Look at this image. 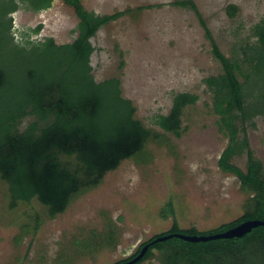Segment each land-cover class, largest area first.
Masks as SVG:
<instances>
[{"label":"rangeland","instance_id":"obj_1","mask_svg":"<svg viewBox=\"0 0 264 264\" xmlns=\"http://www.w3.org/2000/svg\"><path fill=\"white\" fill-rule=\"evenodd\" d=\"M80 1L86 10L99 15L131 10L101 27L91 39L96 50L90 65L96 82L120 80L121 96L132 102L134 117L150 135L142 150L106 173L97 187L77 195L53 218L35 200L10 208L7 186L0 180V264H115L142 242L169 231L174 223L185 235H206L239 219L248 207L250 194L234 175L218 167L228 138L218 129L204 79L217 75L220 65L211 55L195 12L174 5L179 0ZM192 1L226 57H231L237 40L246 38L264 17V0ZM229 5L237 7L234 17L227 15ZM13 22L24 28L42 24L38 38L50 37L56 44L72 42L77 35L72 32L77 18L62 0H53L52 7L43 12L18 11ZM179 93L196 95L197 100L183 108L181 133L175 136L152 121L154 115L170 112L173 96ZM30 121L24 119L22 127ZM245 135L264 170V118L256 116L247 122ZM232 161L245 169V154ZM168 203L174 215L162 217ZM35 217L39 228L34 234L30 224ZM109 221L116 231L110 241L106 237ZM114 242L115 247H109ZM205 246L214 247L203 254L207 264H264L261 255L257 259H251V253L219 255L217 243ZM166 247L165 252L154 250L151 260L143 264H162L160 260L195 264L198 260V252H184L176 238Z\"/></svg>","mask_w":264,"mask_h":264},{"label":"trees","instance_id":"obj_2","mask_svg":"<svg viewBox=\"0 0 264 264\" xmlns=\"http://www.w3.org/2000/svg\"><path fill=\"white\" fill-rule=\"evenodd\" d=\"M62 2L77 18L72 31L77 35L72 42L56 44L53 38H38L42 24L24 28L13 22L16 12H43L52 7L53 0H0V180L7 186L10 208L35 200L47 210L49 218L64 212L77 195L97 187L106 173L142 150L150 135V130L134 117L132 102L121 96L120 80L114 77L96 82L90 65L96 50L91 39L101 27L131 10L99 15L86 10L80 0ZM174 5L195 12L210 42L211 55L220 65L217 75L204 79L213 113L218 117V129L228 138L218 167L234 175L242 190L250 194L247 210L239 219L206 235L247 220L263 221L264 170L249 148L245 131L254 117L264 118V17L250 28L246 38L237 40L231 57H226L194 2L179 0ZM237 11L236 6L229 5L226 12L234 17ZM196 100L193 94L174 95L170 112L154 115L153 125L179 136L182 110ZM27 118L31 121L22 127ZM242 154L246 157L244 170L232 161ZM173 215L172 203H168L162 217ZM106 227V237L113 238L116 231L112 221ZM38 228L39 218L35 217L30 230L35 234ZM173 233L186 234L174 223L169 231L142 242L131 258L145 245L144 260L152 257L154 250L165 252L166 243L175 238L153 241ZM178 241L184 252H198L195 264H207L203 254L214 249L205 246L208 243L218 244L219 255L251 253V259L264 256L262 226L241 238ZM109 245L115 247L116 242Z\"/></svg>","mask_w":264,"mask_h":264},{"label":"water","instance_id":"obj_3","mask_svg":"<svg viewBox=\"0 0 264 264\" xmlns=\"http://www.w3.org/2000/svg\"><path fill=\"white\" fill-rule=\"evenodd\" d=\"M260 226L264 227V220L263 221L247 220V221L241 222L240 224L226 231L216 233V234L189 236V235L180 234V233H173V234H169L165 236H159L153 242L154 243L164 242L171 238H176V239L183 240L189 243L207 242V241L219 240V239L227 240V239H233V238H241L244 235L248 234L252 229L256 227H260ZM147 248H148V245H145L137 256H135L131 260L124 262L122 264H136L144 256Z\"/></svg>","mask_w":264,"mask_h":264},{"label":"flooded vegetation","instance_id":"obj_4","mask_svg":"<svg viewBox=\"0 0 264 264\" xmlns=\"http://www.w3.org/2000/svg\"><path fill=\"white\" fill-rule=\"evenodd\" d=\"M33 28H34V27H33ZM41 31H42V30H41ZM40 33H41V32H40ZM139 246H140V245H139ZM139 246H138V247H139ZM138 247H137V249H138ZM137 249L135 250V252L137 251ZM135 252H133L132 254H130V255H129L128 257H126V258H130L129 260H131L132 258H134L135 256L138 255V254H137V255H135V256H133V257L131 258V256H132ZM152 257H153V256H152ZM152 257H150V258L147 259V260H144L143 257H142V258L138 261V264H143V263L146 262V261H150ZM126 258H125V259H126Z\"/></svg>","mask_w":264,"mask_h":264}]
</instances>
